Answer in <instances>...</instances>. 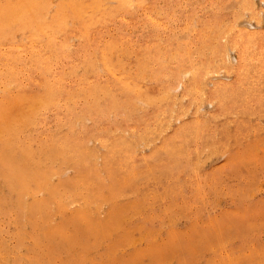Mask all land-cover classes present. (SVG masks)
Here are the masks:
<instances>
[{"label":"rangeland","instance_id":"1","mask_svg":"<svg viewBox=\"0 0 264 264\" xmlns=\"http://www.w3.org/2000/svg\"><path fill=\"white\" fill-rule=\"evenodd\" d=\"M15 1L0 0V5ZM42 2L49 8L39 7L38 14L50 19L69 0ZM102 5L115 16L97 27L92 35L98 36L97 44L82 39L80 21L63 10L69 18L64 16L66 30L58 31L56 40L66 49L58 56L46 47L45 36L35 41L40 48L30 50L33 30L21 25L20 17L3 30L0 153L24 173L53 169L71 178L74 166L67 151L61 154V144L74 141L84 163L99 169L105 186L85 217L75 215L84 211L81 198L66 193H61L63 207L57 198L50 200L47 218L45 209H33L27 217V207L19 206V193L9 185L6 163L0 160V264H264V1L143 0L138 6L133 0L122 9L106 0ZM35 56L52 58L54 76L33 64ZM102 62L120 72L107 70ZM190 69L199 76L194 85L191 74L179 78ZM42 80L52 86L58 105L42 106L36 97L45 89ZM135 87L139 90L133 91ZM58 180L51 175L52 184ZM35 194L38 199L45 196L42 190ZM21 200L30 205L32 193Z\"/></svg>","mask_w":264,"mask_h":264},{"label":"bare ground","instance_id":"2","mask_svg":"<svg viewBox=\"0 0 264 264\" xmlns=\"http://www.w3.org/2000/svg\"><path fill=\"white\" fill-rule=\"evenodd\" d=\"M43 1V0H42ZM41 0H16L15 2H7V3H5V4H3V5H0V39H1V37L3 38V30L4 29H6V28H8V29H10L9 27H10V24L11 23H15L18 19H19V17H20V19H19V21H20V24L21 25H24V26H28L29 28H32V30H33V36H31V38H30V41H29V48H30V50H32V49H36L37 47H39L40 48V45H37V43L35 42V41H37L39 38H40V36H45V37H47V39H46V47L48 48V50L50 51V52H52V53H54L55 52V55L56 56H58V54H60V53H62L63 51H65V49H66V45L65 44H57V36H58V31L59 32H63L64 30H66L65 29V26L67 25L65 22H63L62 20L64 19V16H66V14L65 13H63V10L65 11V9H68L72 14H73V16L74 17H76L77 18V21L79 20L80 21V35H81V37H82V39H84L85 41H87L88 43H92V44H97V41H98V39H97V37L98 36H93L92 37V35L94 34V33H96V32H98V30H97V27L99 26V25H101V22L103 21L104 22V20L106 21V20H108V18H112L113 16H115L114 15V12L113 11H110L109 9H107L105 6L106 5H102L103 4V2H106V0L105 1H103L102 2V0H69V2L66 4V6L65 7H63L62 5V7L60 8V9H56L57 11H56V13H55V11H54V14H53V12H52V17L50 18V19H46L45 18V16H41V13H40V15L38 14V12H40L39 11V7L41 8V6L43 7V6H47L48 5V3H47V5H45L46 3H44V2H42ZM112 1V0H111ZM113 1H116L117 3H118V8H122V9H124L125 7H129L130 5H132V1L133 0H113ZM136 1V3L138 4V6H140L141 4H142V1L141 0H135ZM243 1V0H242ZM244 1H246V0H244ZM264 1V0H263ZM244 3V2H243ZM243 3H241V5L243 4ZM253 4H254V2H253ZM244 5H245V3H244ZM247 5H249L248 3H247ZM147 6V5H146ZM37 7H38V11H37ZM59 7V6H58ZM131 7V6H130ZM243 7V6H242ZM252 7H253V5H252ZM21 8V9H20ZM47 8H49V5H48V7ZM64 8V9H63ZM246 8V7H245ZM248 8H249V6H248ZM254 9V8H253ZM21 10V11H20ZM40 10H42V9H40ZM116 10H117V8H116ZM46 11L48 12V9H46ZM245 11H248V10H244V12ZM42 13H44V12H42ZM250 14H251V11L249 12ZM260 13V12H259ZM65 14V15H64ZM47 15H48V13H47ZM252 15V14H251ZM254 15V14H253ZM258 16V15H257ZM66 17H68L69 18V16H66ZM66 17H65V19H66ZM148 17H150V16H148ZM242 17V16H241ZM67 18V19H68ZM64 19V20H65ZM238 20H241L240 18L238 19ZM237 20V21H238ZM73 21V20H72ZM152 21H153V19H152ZM155 21V20H154ZM65 23V25L63 24V23ZM236 22V21H235ZM210 23V22H209ZM71 24V23H70ZM205 26V25H204ZM208 27V26H207ZM212 27V26H211ZM210 27V28H211ZM230 27V26H229ZM234 27H235V25H234ZM67 28V27H66ZM209 28V29H210ZM232 28V27H231ZM229 29L230 31L231 30H233V29ZM17 30H18V28H16ZM22 29V28H21ZM224 29V28H223ZM27 30V29H26ZM211 31V30H210ZM219 31H220V29H219ZM16 32V31H15ZM214 32V31H213ZM226 32V31H225ZM229 32V31H228ZM232 32V31H231ZM218 34H219V32H217ZM222 33V32H221ZM220 33V34H221ZM226 34H227V32H226ZM225 35V34H224ZM242 35V34H241ZM241 35H239V37H241V40H242V36ZM257 35H258V33H257ZM36 36H38V37H36ZM211 36V35H210ZM231 36V35H230ZM237 36V35H236ZM255 36V35H254ZM36 37V38H35ZM214 37V36H213ZM226 37V36H225ZM247 37H249V36H247ZM206 38H208L207 36H206ZM216 38H217V36H216ZM251 38H253L252 36H251ZM81 39V38H80ZM215 39V38H214ZM248 39H250V37L248 38ZM114 40V39H113ZM204 40H206V39H204ZM217 40H218V38H217ZM223 40V39H222ZM236 40V39H235ZM250 41V40H249ZM257 41V40H256ZM35 42V43H34ZM109 42V41H108ZM241 43H240V45L243 47V48H245L246 50H249V49H247L248 47H247V44H246V41L245 42H242V41H240ZM251 42V41H250ZM233 43V42H232ZM41 44V43H40ZM112 44V43H111ZM130 44V43H129ZM230 44V43H229ZM235 44V43H234ZM105 45V44H104ZM108 45H109V43H108ZM107 45V47H111V46H108ZM132 45V44H131ZM203 45H204V43H203ZM214 45V44H213ZM213 45H212V47H211V49L210 50H212V48H213ZM215 45H218V43L217 44H215ZM224 46L226 45V44H223ZM251 45V44H250ZM114 46H116V47H118L117 45H114L113 44V47ZM122 46V45H121ZM205 46V45H204ZM18 47H20V45L18 46ZM103 47V46H102ZM132 47V46H131ZM169 47V46H168ZM234 47H238V46H234ZM233 47V48H234ZM46 48V49H47ZM108 48V49H109ZM112 48V47H111ZM115 48V47H114ZM122 48V47H121ZM151 48V47H150ZM172 48V47H171ZM232 48V49H233ZM253 48H255V46L253 47ZM104 49H105V47H104ZM103 49V50H104ZM113 49V48H112ZM112 49H111V52H113L115 49H113V51H112ZM116 49H118V48H116ZM149 49V48H148ZM165 49V48H164ZM168 49V48H167ZM179 49H181V48H179ZM200 49V48H199ZM198 49V50H199ZM102 50V51H103ZM106 50V49H105ZM154 50V49H153ZM166 50V49H165ZM215 50V49H214ZM108 51V50H107ZM160 51H161V48H160ZM203 51V50H202ZM231 51H233V50H231ZM110 52V51H109ZM164 52V51H163ZM172 52H174V51H172ZM171 52V53H172ZM176 52V51H175ZM200 53H201V50L199 51ZM215 52V51H214ZM226 52V51H225ZM249 52V51H248ZM159 53V52H158ZM178 53V52H177ZM199 53V54H200ZM213 53V52H212ZM94 54V53H93ZM104 54V55H103ZM161 54V53H160ZM175 54V53H174ZM174 54H173V56H174ZM195 54H196V51H195ZM194 54V55H195ZM198 54V55H199ZM202 54V53H201ZM221 54V53H220ZM226 54V55H225ZM224 54V59H225V61H226V64H228V62L230 61L229 59H228V55H227V53H225ZM242 54V53H241ZM101 55L105 58V56H107L105 53H101ZM172 55V54H171ZM185 55V54H184ZM188 55V54H187ZM194 55H193V57H194ZM211 56H213L212 54H210ZM31 56V55H30ZM147 56H148V54H147ZM157 56H159V54L157 55ZM162 56V55H161ZM165 55H163V57H164ZM169 56V55H168ZM177 56V55H176ZM204 56V55H203ZM203 56H201V57H203ZM220 56V55H219ZM251 56V55H250ZM13 57V56H12ZM186 57V56H185ZM86 58V57H85ZM167 58V57H166ZM173 58H175L176 59V57H172L171 59H173ZM204 58V57H203ZM220 58V57H219ZM247 58H250L249 56L247 57ZM139 59V58H138ZM160 59V58H159ZM164 59H165V57H164ZM163 59V60H164ZM175 59H173V60H175ZM192 59V58H191ZM56 60V59H55ZM100 60H102V59H100ZM104 60V59H103ZM148 60H150L149 58H148ZM156 60H158V59H156ZM167 60V59H166ZM246 60V58L244 59V61ZM9 67H10V70H11V72L10 73H12V67H13V63H14V59L12 58V59H9ZM33 64H39V66L42 68V70L44 71V72H46V73H49L50 72V74H51V76H54V74H53V72H51V65H52V58H50V57H44V56H35L34 58H33ZM106 61V60H105ZM105 61H103V62H105ZM160 61H162V60H160ZM172 61V60H171ZM223 61V60H222ZM241 61H242V56L241 55H239L238 56V58H237V60H236V65L234 66V71H236V72H238L239 71V68H240V64H241ZM102 62V63H103ZM142 62V61H141ZM158 62H159V60H158ZM167 62H168V60H167ZM167 62H165V63H167ZM218 62H219V60H218ZM221 62V61H220ZM250 62V59H248V63ZM149 63V62H148ZM222 63V62H221ZM230 63V62H229ZM233 63H234V61H233ZM247 63V62H246ZM245 63V64H246ZM104 64V63H103ZM154 64V63H153ZM159 64V63H158ZM163 64H164V62H163ZM168 64H169V62H168ZM167 64V65H168ZM191 64L193 65V63L191 62ZM201 64V63H200ZM208 64H209V62H208ZM217 64V63H216ZM225 64V65H226ZM91 65V64H90ZM105 65V64H104ZM103 65V67H105L106 69H107V65L108 64H106L105 66ZM144 65V64H143ZM166 65V64H165ZM201 65H203V64H201ZM217 65H219V64H217ZM217 65H215L216 67H217ZM228 65H231V64H228ZM227 65V67L228 68H230L231 66H228ZM149 66V65H148ZM154 66V65H153ZM156 66V65H155ZM214 66V65H213ZM224 68H225V66L224 65H222ZM36 67V66H35ZM111 67H113V64H111ZM110 66H109V68H111ZM203 67V66H202ZM207 67V66H206ZM226 67V68H227ZM109 68L107 69V70H109ZM114 68V67H113ZM144 68V67H143ZM148 68V67H147ZM152 68V67H151ZM193 68V67H192ZM208 68V67H207ZM212 68V67H211ZM223 68V69H224ZM247 68V67H246ZM245 68V69H246ZM25 69V68H24ZM88 69V68H87ZM117 68H114V70H116ZM181 69V68H180ZM194 69V68H193ZM206 69V68H205ZM217 69H218V67H217ZM223 69H221V70H223ZM232 69V68H231ZM248 69H249V67H248ZM247 69V70H248ZM118 70V69H117ZM197 70V69H196ZM199 70V69H198ZM227 70V69H226ZM97 71V70H96ZM101 71V70H100ZM119 72H120V70H118ZM206 71H208V70H206ZM209 71H210V69H209ZM245 71V70H244ZM117 72V71H116ZM197 72V71H196ZM196 72H194V71H191V69L190 70H187V71H185L184 73H183V75L181 74V76L179 77L180 79H182V77H185V76H187L188 74H191V79H190V81L189 82H193L192 84L194 85V83L196 84L197 82H198V80H199V76H198V74L196 73ZM240 72H241V70H240ZM247 72H249V71H247ZM111 73V72H110ZM113 73V72H112ZM122 73V72H121ZM167 73V72H166ZM230 73V72H229ZM152 74V73H151ZM208 74V73H207ZM211 74H213V73H211L210 72V75ZM219 74V73H218ZM240 74V73H239ZM8 75V74H7ZM116 75V74H115ZM114 75V73H113V77L115 76ZM167 75V74H166ZM216 75V74H215ZM229 75V74H228ZM244 75V74H243ZM117 76H121V75H117ZM124 77L125 76H127V75H123ZM205 76V75H204ZM129 77V76H128ZM83 78V77H82ZM205 78H206V76H205ZM204 78V79H205ZM79 79H81V78H79ZM87 80H88V78H86ZM180 79H179V81H180ZM204 79H203V81H204ZM60 80H61V78H60ZM117 80H118V77H117ZM119 80H120V78H119ZM118 80V81H119ZM56 81H58L59 82V78H57L56 79ZM128 81H130L129 80V78H128ZM127 81V82H128ZM55 82V81H54ZM89 82H90V80H89ZM219 82V81H218ZM217 82V83H218ZM48 83V82H47ZM51 83V82H50ZM91 83V82H90ZM89 83V84H90ZM179 83H181V84H183V82L182 81H180ZM199 83H201V82H199ZM39 84H41L42 86H43V88H45V89H43L44 91L42 92V94L41 95H38V96H36L37 98H39L40 99V101L42 100V102H41V104H43L42 106H44V105H47L48 106V104L49 105H51V104H55V102L56 101H54L55 100V97H54V92H53V88H52V86L51 85H49V84H46V82H45V80H42L41 82H39ZM224 84V83H223ZM239 84H241L240 82H239ZM8 85V84H7ZM10 85V84H9ZM109 85V84H108ZM128 86H130L129 84H127ZM127 85H124V87H126ZM187 85H188V83H187ZM202 85H203V83H202ZM211 85V84H210ZM217 85V84H216ZM224 85H226V84H224ZM58 85L56 84V87H57ZM97 86V85H96ZM128 86H127V88H128ZM201 86V85H200ZM204 86V85H203ZM230 86V85H229ZM60 87V86H59ZM132 87V86H131ZM180 87V86H179ZM178 87V88H179ZM185 87V89L187 90V86H184ZM195 87V86H194ZM217 87V86H216ZM226 87H228V86H226ZM231 87V86H230ZM80 88V87H79ZM101 88V87H100ZM190 88V87H189ZM221 88H223V87H221ZM220 87H219V89H221ZM58 89V88H57ZM103 89H104V87H103ZM132 89V88H131ZM135 89H137L136 87L134 88V90L133 91H136ZM141 89V88H140ZM225 90H226V88H224ZM81 90V89H80ZM108 90V89H107ZM110 90V92H111V89H109ZM127 90H130V88H128V89H125V91H127ZM137 90H139V89H137ZM195 90V89H194ZM197 90H199V89H197ZM201 90V89H200ZM217 90V89H216ZM223 90V89H222ZM101 91V90H100ZM131 91V90H130ZM196 91V90H195ZM212 91V90H211ZM103 92V91H102ZM109 92V93H110ZM165 92V91H164ZM163 92V93H164ZM171 92V91H170ZM200 92V91H199ZM222 92V91H221ZM220 92V93H221ZM225 92V91H224ZM95 93V92H94ZM107 94V92L104 90V93H103V95L104 94ZM133 93V92H132ZM168 93V92H167ZM167 93H164V95L165 94H167ZM190 93V92H189ZM202 93H203V91H202ZM201 93V94H202ZM223 93V92H222ZM221 93V94H222ZM15 94V93H14ZM13 94V95H14ZM23 94V93H22ZM22 94H20V97H21V95ZM89 93H87V95H88ZM188 94V93H187ZM200 94V93H199ZM233 94H234V92H233ZM236 94V93H235ZM11 95V94H10ZM168 95H169V93H168ZM192 95V94H191ZM218 95V94H217ZM228 95V94H227ZM17 96H19V94L17 95ZM17 96L16 97H14V99L15 98H17ZM23 96V95H22ZM107 96V95H106ZM137 96H138V94H137ZM156 96V95H155ZM174 96V95H173ZM177 96V95H176ZM199 96V95H198ZM203 97H204V95H202ZM212 96V95H211ZM35 96H31L30 98H36ZM69 98L71 97V96H68ZM95 97V96H94ZM107 97H109V96H107ZM165 97V96H164ZM189 97V96H188ZM193 98H194V96H192ZM223 97H225V96H223ZM229 97H231V96H229ZM26 98H28V97H26ZM101 98V97H100ZM104 98H105V96H104ZM142 98V97H141ZM140 98V99H141ZM166 98V97H165ZM170 98H172V97H170ZM177 98V97H176ZM179 98V97H178ZM177 98V99H178ZM217 98V97H216ZM216 98H215V100H216ZM218 98H219V96H218ZM222 97H220V99H221ZM23 99V98H22ZM74 99V98H73ZM167 99V98H166ZM174 99V98H173ZM200 99V98H199ZM223 99V98H222ZM15 100H17V99H15ZM58 100V99H57ZM68 100H70V99H67L66 101H68ZM90 100V99H89ZM89 100H87V101H89ZM144 100V99H143ZM161 99H159V101H160ZM168 100V99H167ZM179 100V99H178ZM203 100V99H202ZM224 100H225V98H224ZM8 101V100H7ZM7 101H5V102H7ZM23 101V100H22ZM28 102H29V100H27ZM26 101V102H27ZM71 101H73V100H70V103H71ZM134 101V100H133ZM170 101V100H169ZM171 101H172V99H171ZM174 101V100H173ZM175 101H176V99H175ZM195 101V100H194ZM199 101V100H198ZM58 102V101H57ZM56 102V103H57ZM69 102V101H68ZM67 102V103H68ZM150 102V101H149ZM154 102H156V101H154ZM192 102V101H191ZM202 102V101H201ZM40 103V102H39ZM38 103V104H39ZM98 103V102H97ZM175 103V102H174ZM193 103V102H192ZM220 103V102H219ZM37 104V103H36ZM40 104V105H41ZM61 104V103H60ZM74 104V103H73ZM7 105V104H6ZM57 105H58V103H57ZM115 105V104H114ZM199 105H200V103H199ZM198 105V106H199ZM9 106V105H8ZM53 106H55V105H53ZM76 106V105H75ZM166 106V105H165ZM31 107H33V105L31 104ZM36 107V106H35ZM49 107V106H48ZM112 107H113V105H112ZM159 107V106H158ZM157 107V108H158ZM161 107H163V106H160V108ZM167 107V106H166ZM173 107H174V105H173ZM182 107V106H181ZM180 107V108H181ZM1 108V107H0ZM3 108V107H2ZM1 108V109H2ZM6 108V107H5ZM68 108V107H67ZM71 108V107H70ZM183 108H184V106H183ZM188 108H190V107H188ZM200 108V107H199ZM198 108V109H199ZM7 109H9V108H7ZM6 109V110H7ZM11 109V108H10ZM46 109V108H45ZM165 109V108H164ZM185 109V108H184ZM196 109V108H195ZM69 110V109H68ZM77 110V109H76ZM171 110V109H170ZM174 110V109H173ZM181 110H183V109H181ZM180 110V111H181ZM189 109H187V111H188ZM1 111H3V110H1ZM8 111V110H7ZM11 111V110H10ZM10 111H8L9 113H10ZM45 111H47V110H45ZM165 112H166V110H164ZM185 111H186V109H185ZM31 112V111H30ZM42 112V111H41ZM183 112H184V110H183ZM189 112V111H188ZM1 113V112H0ZM6 114L7 116H8V114H7V112H2V114ZM162 113V112H161ZM175 112H172L171 113V115L172 114H174ZM89 114V113H88ZM158 114H160L159 112H158ZM170 114V113H169ZM185 114V113H184ZM6 115H4V116H6ZM162 115H166V113L164 114V113H162ZM170 115V119H171V116ZM183 115V114H182ZM215 115V114H214ZM217 115V114H216ZM225 115V114H224ZM2 116V115H1ZM3 116V117H4ZM6 116V117H7ZM157 116V115H156ZM222 116V115H221ZM235 116V115H234ZM181 117V116H180ZM179 117V118H180ZM216 117V116H215ZM215 117H213V118H215ZM8 118V117H7ZM7 118H2V119H4V120H7ZM26 118H27V116H26ZM161 118V117H160ZM219 118V117H218ZM1 119V118H0ZM82 119V118H81ZM159 119V118H158ZM157 119V120H158ZM165 119H167L166 117H165ZM205 119V118H204ZM216 119V118H215ZM159 120H161V119H159ZM199 120V119H198ZM2 121V120H1ZM117 121V120H116ZM152 122H153V120H151ZM164 121V120H163ZM196 121H197V119H196ZM61 122V121H60ZM171 122V121H170ZM1 123V122H0ZM3 123V122H2ZM7 123V122H6ZM35 123H37V122H35ZM162 123H164V122H162ZM62 124V123H61ZM60 124V125H61ZM166 124H167V122H166ZM166 124L164 125V126H166ZM169 124V123H168ZM4 125V124H3ZM154 125H155V123H154ZM1 126V125H0ZM164 126H163V128H164ZM9 127V126H8ZM12 127H13V124H12ZM37 127V126H36ZM60 127V126H59ZM155 127V126H154ZM160 127V126H159ZM4 128V127H3ZM61 128H63V127H61ZM146 128V127H145ZM162 128V129H163ZM109 129V128H108ZM147 129H148V127H147ZM146 129V131H150V130H147ZM152 129V128H151ZM160 129H161V127H160ZM159 129V130H160ZM166 129V128H165ZM0 130H1V127H0ZM155 130V129H154ZM73 131V130H72ZM112 131V130H111ZM115 131V130H114ZM122 131V130H121ZM133 131V130H132ZM139 131V130H138ZM153 131V130H152ZM113 132V131H112ZM112 132H109L108 131V133H111V135H112ZM1 133H3V132H1ZM50 133V132H49ZM139 133V132H138ZM141 133V132H140ZM144 133V132H143ZM146 133V132H145ZM154 134H155V131L153 132ZM152 133V134H153ZM57 134V133H56ZM147 134V133H146ZM150 134V133H149ZM151 134V135H152ZM153 134V135H154ZM157 134V133H156ZM158 134H159V132H158ZM121 135V134H120ZM138 135H140V134H138ZM152 135V136H153ZM61 136V135H60ZM115 136V135H114ZM116 136H119V135H116ZM141 136V135H140ZM142 137H143V134H142ZM141 137V138H142ZM147 137V136H146ZM145 136H144V138H146ZM150 137V136H149ZM154 137V136H153ZM1 138V137H0ZM52 138V137H51ZM96 138V137H95ZM107 138V137H106ZM115 138V137H114ZM122 138V137H121ZM206 138H207V136H206ZM105 139V138H104ZM108 139V138H107ZM125 139V138H124ZM124 139H122V140H124ZM143 139V138H142ZM151 138H149V140H150ZM174 141L176 140V139H174V138H172ZM55 140H56V138H55ZM97 140V139H96ZM95 140V141H96ZM111 140V139H110ZM109 140V141H110ZM120 140V139H119ZM119 140H118V142H119ZM130 140H131V138H130ZM147 141H148V138L146 139ZM27 141V140H26ZM25 141V142H26ZM126 142H127V140H125ZM143 141V140H142ZM29 142V141H28ZM27 142V143H28ZM65 143L64 144H61L62 146H61V154H64L66 151H67V159L68 160H71V162H72V164H73V166H74V173H73V177H67V176H65L63 173H60L59 171H57V170H53V169H48V170H44V171H40V170H34L33 172H31V173H24L23 172V170L21 169V167H18L17 165H14V166H10V163L7 161L8 160V158L9 157H7L5 154H3V152H1L0 153V160H1V162L3 163V164H5L6 163V168H5V175H6V177H7V180H8V182H9V185L12 187V188H15L17 191H18V193H19V201H18V204H19V206L23 209V207H27V217H30V212L33 210V209H41V211H42V209H47L48 208V203L50 202V200L51 199H55V198H57L56 200L57 201H55L56 203H57V205L58 206H61V207H63L62 205H64L63 204V202H62V199H64V197L61 195V193H66V194H68V195H70V196H77V197H80L81 198V200H82V204H83V206H81L82 207V209H84V211H79V212H77L75 215L76 216H78V217H85L86 216V208L88 207V205H90V204H92V203H95V202H97V200H98V197L96 196V194H99L98 192H99V190L103 187V186H105V184H104V181H103V178H102V176H101V174H100V172H99V169L98 168H96V167H94V166H90V167H88L85 163H84V159H83V157L81 156V154H80V151H81V149H80V145H79V143H77V142H70V141H64ZM98 142H99V140H98ZM113 142L114 141H112V144H113ZM123 141H121V143H122ZM125 142V143H126ZM130 142V141H129ZM53 143V142H52ZM56 143V142H55ZM58 143V142H57ZM131 143V142H130ZM138 143V142H137ZM42 144V143H41ZM59 144V143H58ZM57 144V145H58ZM101 144V143H100ZM106 144V143H105ZM109 144V143H108ZM111 144V145H112ZM116 144V143H115ZM114 144V145H115ZM127 144H128V142H127ZM174 144V143H173ZM178 144V143H177ZM121 145V144H120ZM119 144H118V146H120ZM122 145H124V144H122ZM121 145V146H122ZM168 145V144H167ZM166 145V146H167ZM59 146V145H58ZM103 146V145H102ZM126 146V145H125ZM125 146H123V148L125 147ZM128 146H130V145H128ZM174 146H177V145H174ZM44 147V146H43ZM87 147V146H86ZM101 147V146H100ZM107 147H108V145H107ZM106 146H105V148L106 149H108ZM115 147H116V145H115ZM132 147V146H131ZM134 148H136L135 147V145L133 146ZM171 147V146H170ZM178 147V146H177ZM176 147V148H177ZM45 149H46V147H44ZM44 148H42V150L44 149ZM85 148V147H84ZM84 148H82V150L84 149ZM105 148H103V149H105ZM114 148V147H113ZM128 148V147H127ZM139 148V147H138ZM31 150H32V147L30 148ZM29 149V150H30ZM57 149V148H56ZM79 149H80V151H79ZM85 149H88V148H85ZM105 149V150H106ZM111 148H109V150H110ZM129 149H130V147H129ZM128 149V150H129ZM132 149V148H131ZM172 149V151H173V148H171ZM174 149H175V147H174ZM28 150V151H29ZM113 150V149H112ZM119 150V149H118ZM117 150V151H118ZM136 150V149H135ZM134 150V151H135ZM170 150V149H169ZM178 150V149H177ZM15 151V150H14ZM87 151V150H86ZM89 151V150H88ZM91 151V150H90ZM98 151V150H97ZM113 151H115V149L113 150ZM117 151H115V152H117ZM122 151V150H121ZM126 151H127V149H126ZM171 151V152H172ZM11 152V151H10ZM100 152V151H99ZM119 152V151H118ZM128 152H130V150L128 151ZM29 153V152H28ZM90 153H93L92 151L90 152ZM96 153V152H95ZM107 154H108V152H106ZM110 153V152H109ZM113 152L111 151V154H112ZM121 153V152H120ZM123 153V152H122ZM177 153H179L180 154V152L178 151ZM176 153V154H177ZM182 153V152H181ZM18 154V153H17ZM99 154V153H98ZM115 154V153H114ZM128 154V153H127ZM135 154V153H134ZM133 154V155H134ZM172 154V153H171ZM29 155H30V153H29ZM109 155V154H108ZM113 155V154H112ZM117 155H118V153H117ZM130 155V154H129ZM128 155V157H130ZM173 155V154H172ZM51 156V155H50ZM95 156H97V153H96V155ZM202 156V155H201ZM20 157H22V156H20ZM91 157V156H90ZM104 157V156H103ZM111 157V156H110ZM124 157H125V155H124ZM124 157H123V160H125L124 159ZM197 157H198V155H197ZM107 158V157H106ZM118 158H119V156H118ZM10 159V158H9ZM114 159H116V157L114 158ZM119 159H122V158H119ZM130 159V158H129ZM18 160V159H17ZM88 160V159H87ZM89 160H91V159H89ZM123 160H122V162H123ZM131 160H133L132 158L130 159V163H131ZM94 161H97V159H95V157H94ZM175 161H176V158H175ZM127 163H129V161L127 160L126 161ZM125 161H124V164L126 163ZM57 163V162H56ZM121 163V162H120ZM127 163H126V165H127ZM139 164V163H138ZM172 164H175V162L174 163H172ZM195 164V163H194ZM132 165V164H131ZM194 166V165H193ZM192 166V167H193ZM45 167V166H44ZM125 167V166H124ZM124 167H123V170H124ZM133 167V166H132ZM147 167V166H146ZM119 168H121L120 166H119ZM146 169V168H145ZM121 170V169H120ZM131 171V170H130ZM195 171V170H194ZM132 172V171H131ZM131 172H129L130 174H131ZM133 174V173H132ZM51 175H57L58 176V182H59V184L58 185H54V184H52L51 182H50V177H51ZM55 177V176H54ZM124 181V180H123ZM96 182V185H98V186H100V188H96L95 186H94V183ZM31 185H33V187L34 188H30V186ZM69 186H71L72 187V189H69ZM40 190H42L43 191V193L45 194V196L42 198V199H38V197L36 196V192L37 191H40ZM26 193H32V198H33V200H32V203L30 204V205H25V204H23V202H22V200H21V196L23 195V194H26ZM27 198V197H26ZM25 212V211H24ZM42 214L43 215H45V218H47V216L49 215V210H46L45 211V213L44 212H42ZM47 215V216H46ZM79 215H81V216H79ZM94 225H96V224H94ZM86 227H89V229H92V223L91 222H86ZM50 230V229H49ZM49 230H48V232H49Z\"/></svg>","mask_w":264,"mask_h":264}]
</instances>
